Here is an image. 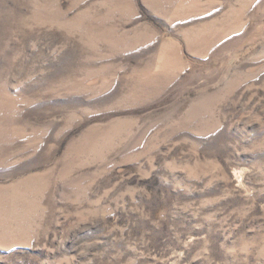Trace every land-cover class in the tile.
Segmentation results:
<instances>
[{"label":"rangeland","instance_id":"rangeland-1","mask_svg":"<svg viewBox=\"0 0 264 264\" xmlns=\"http://www.w3.org/2000/svg\"><path fill=\"white\" fill-rule=\"evenodd\" d=\"M0 264H264V0H0Z\"/></svg>","mask_w":264,"mask_h":264}]
</instances>
